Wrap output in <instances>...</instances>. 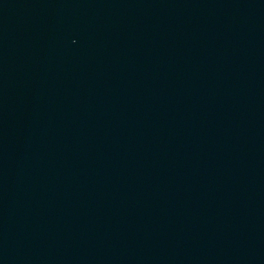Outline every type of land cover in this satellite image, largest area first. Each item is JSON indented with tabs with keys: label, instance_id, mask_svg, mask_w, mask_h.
Segmentation results:
<instances>
[{
	"label": "water",
	"instance_id": "obj_1",
	"mask_svg": "<svg viewBox=\"0 0 264 264\" xmlns=\"http://www.w3.org/2000/svg\"><path fill=\"white\" fill-rule=\"evenodd\" d=\"M0 264H264V0H0Z\"/></svg>",
	"mask_w": 264,
	"mask_h": 264
}]
</instances>
